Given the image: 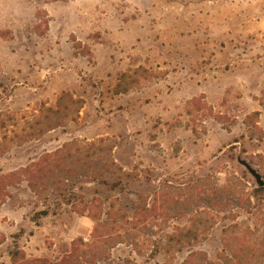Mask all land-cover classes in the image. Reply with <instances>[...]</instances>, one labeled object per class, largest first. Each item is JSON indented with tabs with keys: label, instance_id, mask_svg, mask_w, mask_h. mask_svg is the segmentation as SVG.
Instances as JSON below:
<instances>
[{
	"label": "rangeland",
	"instance_id": "rangeland-1",
	"mask_svg": "<svg viewBox=\"0 0 264 264\" xmlns=\"http://www.w3.org/2000/svg\"><path fill=\"white\" fill-rule=\"evenodd\" d=\"M247 166L264 0H0V264H264Z\"/></svg>",
	"mask_w": 264,
	"mask_h": 264
},
{
	"label": "water",
	"instance_id": "water-1",
	"mask_svg": "<svg viewBox=\"0 0 264 264\" xmlns=\"http://www.w3.org/2000/svg\"><path fill=\"white\" fill-rule=\"evenodd\" d=\"M249 172L254 176L256 182L258 183V185H263L264 184V181L262 180L260 174L254 170L253 168H251L250 166H247Z\"/></svg>",
	"mask_w": 264,
	"mask_h": 264
},
{
	"label": "trees",
	"instance_id": "trees-1",
	"mask_svg": "<svg viewBox=\"0 0 264 264\" xmlns=\"http://www.w3.org/2000/svg\"><path fill=\"white\" fill-rule=\"evenodd\" d=\"M263 188H264V186H263V187H259V188H255L253 191H254V192H257V191L263 190ZM62 194H63V193H62ZM69 194H70V193H68V194L64 193V194H63L64 197H65V196L67 197V198H66L67 201L70 200V197H69L70 195H69ZM82 211L84 212V211H85V208H83ZM48 212H49V211H48V209L46 208V209H42L39 213H40L41 215H46V214H48Z\"/></svg>",
	"mask_w": 264,
	"mask_h": 264
}]
</instances>
